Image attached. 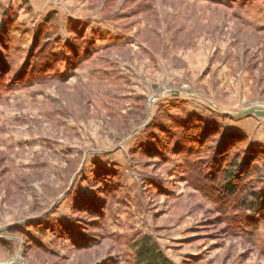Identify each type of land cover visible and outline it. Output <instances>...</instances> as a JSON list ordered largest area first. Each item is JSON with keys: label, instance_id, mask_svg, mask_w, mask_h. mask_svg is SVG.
Here are the masks:
<instances>
[{"label": "rangeland", "instance_id": "374dc122", "mask_svg": "<svg viewBox=\"0 0 264 264\" xmlns=\"http://www.w3.org/2000/svg\"><path fill=\"white\" fill-rule=\"evenodd\" d=\"M0 56V264H264V159L193 145L264 149V0H0Z\"/></svg>", "mask_w": 264, "mask_h": 264}, {"label": "trees", "instance_id": "16d2710c", "mask_svg": "<svg viewBox=\"0 0 264 264\" xmlns=\"http://www.w3.org/2000/svg\"><path fill=\"white\" fill-rule=\"evenodd\" d=\"M48 17H49L48 20H50L51 16H48ZM47 39H50V37L48 36L47 38H43L44 41ZM39 40H41V38ZM6 64L7 63H5V61L0 56V78L6 74V71H7ZM189 119L192 120L193 118H189ZM195 123H196L194 124L195 126L193 125L195 127V131H200L198 132L199 136L195 140L199 142H196V144H193L196 148L199 145L200 147L199 149H203V147L207 143V140L211 139L214 135H218V134L220 135L215 145L213 144L214 148L212 150L213 156H215L214 159L216 161L218 159L217 155L222 153V151L225 153V156H226L228 155L227 153L228 150L232 148L234 149L237 143L238 144L245 143L246 153H244V156H243L244 160H242L241 162L242 165L241 163H239V161L228 163V165L226 166H224L225 164L223 165L220 164L216 170V178L221 177L223 180V183L217 187L213 185H205L210 195H213L215 199H218L220 201L224 200L225 198L236 195L237 193H239V191L247 187V184H240V182L246 180L247 177L250 176L249 173H252L253 170H257V166L255 163L259 160L264 159V149L257 147V146L255 147L251 146V144L246 142L244 138L235 136L234 134H231V133L221 134L217 132V130L210 128V127H206L203 131L198 130L199 127L196 125H199V120H196ZM221 167L223 168V170ZM247 195H250L251 198L255 201V202L253 201L254 205H252L250 209H252L253 212L256 211L260 219L264 220V191L260 195H257L254 192V190H252V191H249ZM245 204L246 203L241 204L238 202V205L242 207ZM137 255H138L139 263L172 264L168 259H166L162 255V253L157 252L156 246L150 245L149 241L146 239L143 240L141 243H139Z\"/></svg>", "mask_w": 264, "mask_h": 264}, {"label": "crops", "instance_id": "0c3cea01", "mask_svg": "<svg viewBox=\"0 0 264 264\" xmlns=\"http://www.w3.org/2000/svg\"><path fill=\"white\" fill-rule=\"evenodd\" d=\"M250 121L242 127L243 134L248 136L253 143L264 146V124L259 123V128H257L255 123L260 121L259 118H255V122L252 119Z\"/></svg>", "mask_w": 264, "mask_h": 264}]
</instances>
